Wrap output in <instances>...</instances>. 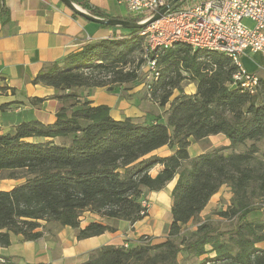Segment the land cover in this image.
I'll use <instances>...</instances> for the list:
<instances>
[{"label": "trees", "instance_id": "trees-1", "mask_svg": "<svg viewBox=\"0 0 264 264\" xmlns=\"http://www.w3.org/2000/svg\"><path fill=\"white\" fill-rule=\"evenodd\" d=\"M70 1L94 18H112L88 0ZM6 14L1 7L0 19ZM113 28L126 32L45 65L33 80L62 92L53 124L24 122L14 132L0 127V177L22 181L0 190V247L11 246L13 236L39 240L50 224L76 229L79 240L116 232L103 223L81 228L84 213L135 224L148 214V195L177 178L166 241L142 237L128 248L106 245L84 264H264V220H249L264 210V80L252 94L235 80L238 68L229 57L179 43L157 53L160 77L150 94L162 108L170 105L165 115L152 123L115 120L108 106H93L77 92L138 85L132 63L137 53L145 55L141 30ZM184 83L195 84L196 93L186 94ZM219 134L229 147L191 157L192 140ZM166 146L172 155H152ZM157 166L162 170L154 177ZM225 185L232 203L220 216L236 223L221 230L197 219ZM206 254L214 257L196 262Z\"/></svg>", "mask_w": 264, "mask_h": 264}, {"label": "crops", "instance_id": "crops-1", "mask_svg": "<svg viewBox=\"0 0 264 264\" xmlns=\"http://www.w3.org/2000/svg\"><path fill=\"white\" fill-rule=\"evenodd\" d=\"M88 1L112 18H129L127 9L119 4V0ZM1 7L6 9L7 14L0 19V107L6 105L5 108H0V127L3 132H14L15 128L24 122L40 121L45 125L53 124L59 110L56 100H47L36 106L31 103L28 106L26 103L30 99H47L55 90L32 83L42 68L49 63L63 62L69 54L81 51L88 44L111 39L125 32L120 28H107L87 21L60 0H0ZM241 64L247 73L264 80L262 54L248 52L241 58ZM189 88L190 91L185 88L186 94L196 93L195 84H191ZM85 90L88 93L85 99L93 106H108L111 117L115 120L132 118L140 123H152L156 121L157 116H164L170 107L168 105L162 111L159 108L157 113L147 114L139 108V103L129 101V98L122 96L119 91H108L106 88ZM128 94L134 96L136 91ZM178 95V92L175 93L170 102ZM48 109L51 113L47 112ZM202 142L207 148L203 147ZM230 144L224 135L219 134L201 142L192 140L189 152L191 157H196L216 148L229 147ZM172 154L166 146L152 155L168 157ZM161 170L160 166L155 167L151 171L152 176L155 177ZM176 183L177 178L169 182L163 190L151 192L147 197L148 214L135 224L108 220L86 212L82 217L81 228L93 222L103 223L114 227L116 232H106L100 236L79 240L76 229L50 224L44 229L43 237L36 241H25L22 236H13L11 246L0 247V261L11 259L18 264H84L93 251L106 245L128 248L146 236L151 238L154 244L163 243L172 224V192ZM20 184L22 181H18L11 189ZM226 187L230 190L225 185L211 198L201 213L202 218L210 212L213 200L220 196ZM195 228L194 226L193 229ZM259 247L264 248V243L259 244ZM208 257L214 255L206 254L196 262L200 263Z\"/></svg>", "mask_w": 264, "mask_h": 264}, {"label": "built area", "instance_id": "built-area-1", "mask_svg": "<svg viewBox=\"0 0 264 264\" xmlns=\"http://www.w3.org/2000/svg\"><path fill=\"white\" fill-rule=\"evenodd\" d=\"M170 0H119L128 17L138 24L152 20ZM251 23V27L245 24ZM145 59L153 83L160 77L157 53L176 44L193 50L215 51L229 57L238 68L235 80L255 93L260 78L247 73L241 58L250 53L264 56V0H185L175 11L141 29ZM152 84L149 85L151 93ZM148 209L147 201L143 203Z\"/></svg>", "mask_w": 264, "mask_h": 264}, {"label": "rangeland", "instance_id": "rangeland-1", "mask_svg": "<svg viewBox=\"0 0 264 264\" xmlns=\"http://www.w3.org/2000/svg\"><path fill=\"white\" fill-rule=\"evenodd\" d=\"M127 19V18H126ZM245 24L247 26H252L251 23H249L248 21H245ZM126 32V31H124ZM145 57L144 54L142 53H137L134 58H133V63H132V67L135 68H139L138 70V76H139V81H138V85H136L135 87H129V86H116L114 87L113 91H119L121 92L122 96L129 98V101L131 102H135V103H139L138 105L139 108L144 111L147 114L150 113H157V111L159 110V108L161 109V111L164 109L162 108L159 103L154 100V98H152V95L150 94L149 91V85L153 83L152 79L150 78L149 72H148V68H147V63H142L141 60ZM185 88H187L188 91H190L191 88H189V86L191 84L189 83H184L183 84ZM135 89V90H134ZM81 88L79 89L77 92L79 93L80 96H82V98L84 99L86 97L87 91ZM136 91V94L134 96H131L130 94H128V92H133ZM177 93V92H175ZM62 94L59 93L57 90H54L53 94H51L50 97H48L47 99H30L28 102H26L28 104V106H30L31 104L33 106L36 105H41L43 104L44 101L47 100H56L55 97ZM58 102V106L60 107L59 101L56 100ZM35 102V103H34ZM29 103H31L29 105ZM21 104V103H20ZM25 104V102L23 103ZM21 104V105H23ZM132 107H134V104L132 105ZM48 113L50 112V109H48L47 111ZM202 145L204 148L206 147V144H204V142H202ZM260 148L261 151L264 152V141L262 143H260ZM16 182V183H15ZM15 182H11L10 180H6V179H1L0 177V189H11L13 186H15L18 181ZM232 192L231 190H229L227 187L224 188V190H222V192L220 193V196H217L216 199L218 200H213L212 204H211V210L210 212H208V214L206 216H203L204 218L200 217L197 220H201V222H211L212 224H214L217 228L221 229V230H228L231 229L235 223L236 220H229L226 218H223L220 216L221 212H224L226 210H228V208L231 205V199H232ZM219 204V206L217 205ZM150 205V204H149ZM218 206V207H217ZM254 219H260V220H264V210L260 211V212H255L252 213L249 216V220H254ZM190 226L193 228L195 225L194 223L190 224ZM147 238V236H146Z\"/></svg>", "mask_w": 264, "mask_h": 264}, {"label": "water", "instance_id": "water-1", "mask_svg": "<svg viewBox=\"0 0 264 264\" xmlns=\"http://www.w3.org/2000/svg\"><path fill=\"white\" fill-rule=\"evenodd\" d=\"M64 5L69 7L74 13L78 14L79 16L85 18L87 21L100 24L102 26L107 27H124L126 29H143L147 25L154 23L162 18L164 14L167 12H170L171 9L174 7V5L181 1V0H172L164 9L160 11L152 20H150L146 24H138L133 21L125 20V19H117V18H111V19H97L89 14H87L84 10H82L79 6L72 3L70 0H60Z\"/></svg>", "mask_w": 264, "mask_h": 264}]
</instances>
